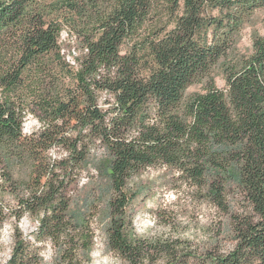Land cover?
Here are the masks:
<instances>
[{
    "label": "trees",
    "instance_id": "16d2710c",
    "mask_svg": "<svg viewBox=\"0 0 264 264\" xmlns=\"http://www.w3.org/2000/svg\"><path fill=\"white\" fill-rule=\"evenodd\" d=\"M259 9L264 0H0V228L29 215L36 237L77 264L92 239L78 245L83 220L69 192L101 148L108 245L128 263L156 253L165 264H264V34L226 64ZM223 61L225 89L211 77ZM29 114L40 128L27 135ZM157 165L227 217L230 248L130 235L132 180ZM38 258L18 232L0 264Z\"/></svg>",
    "mask_w": 264,
    "mask_h": 264
},
{
    "label": "rangeland",
    "instance_id": "374dc122",
    "mask_svg": "<svg viewBox=\"0 0 264 264\" xmlns=\"http://www.w3.org/2000/svg\"><path fill=\"white\" fill-rule=\"evenodd\" d=\"M263 34L264 9H259L246 19L226 64L232 59L250 55L254 39ZM67 37L65 27L62 40ZM225 66L224 61L220 62L211 72L216 87L222 89L227 87ZM206 88L207 83L203 81L189 86L186 93L191 95L204 92ZM39 128L37 118L32 114L27 115L24 133L30 135ZM50 156L59 158L64 154L62 150L53 149ZM107 159L101 148H95L89 155L77 186L69 192L71 209L76 210L83 220L81 231L76 236L80 238L78 245L81 246L84 237L92 239L89 249L78 252L77 264H130L108 245L106 229L110 220L107 202L109 194L104 192L108 184L104 176ZM131 186L136 192L129 206V232L132 237L149 242L180 239L189 241L197 250H202L208 243L214 245L218 239L222 249L231 247L227 229H221L227 217L204 197V192L177 179L168 167L157 165L144 169L133 178ZM6 203L14 206L16 202L7 195ZM73 228L72 225L70 229L74 233ZM37 230L38 222L31 216L25 215L19 222L9 216L0 228V262L5 263L10 258L19 232L29 246L38 251L39 258L35 264H66L62 261L59 247L50 239L37 238ZM148 257L150 259L145 264H165L159 254L150 253Z\"/></svg>",
    "mask_w": 264,
    "mask_h": 264
}]
</instances>
